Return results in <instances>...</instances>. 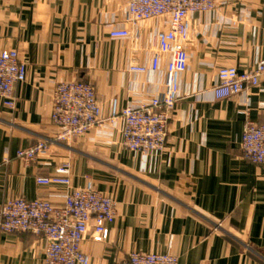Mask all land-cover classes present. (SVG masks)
<instances>
[{"label": "crops", "instance_id": "0c3cea01", "mask_svg": "<svg viewBox=\"0 0 264 264\" xmlns=\"http://www.w3.org/2000/svg\"><path fill=\"white\" fill-rule=\"evenodd\" d=\"M122 0H0V52L16 50L26 80L15 86V108L0 100V205L16 197L55 205L65 189L37 177L71 164L74 187L93 183L116 203L102 243H85L91 264H116L131 253H158L178 264H264V165L240 153L246 121L264 125V77L256 89L215 99L219 68L239 72L264 60V0H216L209 13L190 16L187 70L167 124L162 152L134 154L122 146L123 122L105 123L66 144H53L36 163L17 151L52 139L51 96L60 82L91 84L102 117L136 106L161 91L148 66L155 21L140 26L139 41L116 40L124 28ZM45 243L24 234L0 235V264H44Z\"/></svg>", "mask_w": 264, "mask_h": 264}, {"label": "built area", "instance_id": "2783aa9c", "mask_svg": "<svg viewBox=\"0 0 264 264\" xmlns=\"http://www.w3.org/2000/svg\"><path fill=\"white\" fill-rule=\"evenodd\" d=\"M125 5L124 28L113 30L116 40L141 38L140 26L155 21L157 29L150 37L151 58L148 66L130 64L128 72H157L164 63V83L160 92L136 106L118 108L113 100L110 113L102 117L101 107L91 84L60 82L51 96V124L56 129L52 139L37 141L17 151L15 158L25 164L36 163L46 156L53 144H66L105 123L123 122L122 146L134 154L162 152L167 140V124L178 102L179 81L188 67L187 44L190 16L215 10L216 0H122ZM264 77V60L248 71L234 66L221 67L213 88L215 99L234 97L259 87ZM26 80V67L16 50L0 52V100L15 108L14 91ZM242 157L253 164L264 165V125L246 121L240 143ZM39 187L65 189L64 201L55 205L44 198L9 199L0 205V235L30 234L45 243L44 264H91L82 250L85 243H102L109 237L108 224L116 217V203L88 181L74 187L71 164L62 161L53 174L37 177ZM116 264H178V258L158 253H131Z\"/></svg>", "mask_w": 264, "mask_h": 264}]
</instances>
